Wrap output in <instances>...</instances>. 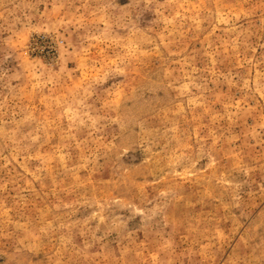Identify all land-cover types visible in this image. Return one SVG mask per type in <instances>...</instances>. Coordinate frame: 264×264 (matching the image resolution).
<instances>
[{"label": "rangeland", "instance_id": "1", "mask_svg": "<svg viewBox=\"0 0 264 264\" xmlns=\"http://www.w3.org/2000/svg\"><path fill=\"white\" fill-rule=\"evenodd\" d=\"M0 264H264V0H0Z\"/></svg>", "mask_w": 264, "mask_h": 264}]
</instances>
